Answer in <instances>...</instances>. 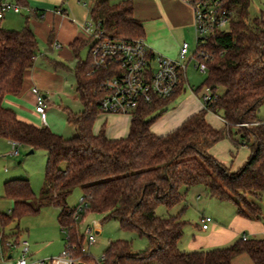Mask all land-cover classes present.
<instances>
[{
  "label": "trees",
  "instance_id": "1",
  "mask_svg": "<svg viewBox=\"0 0 264 264\" xmlns=\"http://www.w3.org/2000/svg\"><path fill=\"white\" fill-rule=\"evenodd\" d=\"M223 6L230 16L228 29L210 37L206 78L194 90L197 93L208 86L216 98L163 136L153 134L149 126L180 90L167 100L140 104L131 114L124 138L111 140L102 131L92 133V124L100 114L98 86L106 71L94 68L89 55L73 68L82 109L73 113L63 108L67 124L74 129L71 137L19 119L2 101L6 95L19 93L23 73L37 55V41L27 25L20 30L0 25V137L28 149L44 150L47 155L44 186L35 203L30 202L33 193L27 179L3 183V195L12 201V209L9 215L0 214V223L37 213L42 206H55L60 229L66 231L64 247L96 264L80 251L84 237L73 220V209L66 204L71 190L78 187L82 195L90 197L89 211L100 214L103 222L117 221L122 230L135 232L148 242L145 250L133 252L128 241H110L101 264H231L240 254H246L251 264H264V239L239 238L225 247L187 252L179 248L187 224L181 217L184 209L167 217L155 214L158 205L170 209L184 201L190 187L200 185L208 197L232 203L237 215L248 219L261 216L264 122L257 114L264 104V13L248 18L249 0H223ZM89 12L107 38L143 36L131 0H93ZM88 41L73 40V54ZM208 111L225 122L223 129L206 123ZM228 136L249 149L248 158L236 172L208 154L214 143Z\"/></svg>",
  "mask_w": 264,
  "mask_h": 264
},
{
  "label": "crops",
  "instance_id": "2",
  "mask_svg": "<svg viewBox=\"0 0 264 264\" xmlns=\"http://www.w3.org/2000/svg\"><path fill=\"white\" fill-rule=\"evenodd\" d=\"M87 1L25 0L22 5L23 8L18 13H9L19 17L20 22L18 25L14 28H5L20 30L27 25L34 33L37 41V55L33 65L23 73L19 93L17 95H6L2 105L12 110L19 119L35 126L45 125L59 135L63 133L62 126L56 125L51 118L52 113L46 115V112L53 106L67 108L73 113H78L82 109L81 104L75 109V98L72 93L77 99L78 96L75 92L73 68L78 61L86 59L89 49L88 35L82 29L91 8L92 0H89L90 6H87ZM131 1L133 17L142 25V38L148 48L153 53L177 59L180 44L183 41L189 44L193 40V11L191 5L185 0ZM75 39L88 41L82 47H87L84 59L79 58L81 48L77 55H74L70 48V43ZM54 40L61 44L60 48H53L52 42ZM192 51L193 47L189 44L187 65L192 60L190 58ZM69 76L72 78L70 79ZM33 86L39 90L45 101L44 121L40 120V115L34 110L35 96L31 92ZM184 92L185 89L178 93L150 124L149 129L153 134L163 136L174 131L188 117L202 109L201 92L196 93L193 89H190L189 94L183 95ZM257 116L259 120L264 122V118H260L258 114ZM130 119L131 116L128 114H98L92 124L91 131L95 135L102 131L104 136L111 140L124 138L129 131ZM204 119L214 129L225 127V122L210 111L205 113ZM68 126L71 132L69 137H71L74 129L69 124ZM8 150H11L10 141L0 137V189L2 191L3 183L7 179L3 176L1 165L7 159ZM208 154L230 172H236L248 158L249 149L244 145L237 144L234 137L228 136L214 143L208 149ZM200 189L203 193V188ZM213 200L217 202H213ZM206 203L205 206H209V214L203 210L204 213H201L199 218L209 216L212 222L203 230L198 218V222H195L192 231L190 230V238L184 239L182 233L179 241L181 250L191 252L225 247L241 238L242 235L247 239H264V200L259 219H248L237 215L235 206L232 203L229 206H224V201H218L214 198H210ZM174 207H172L174 211L171 215L178 214L182 209L185 210V197L184 201ZM215 208H218L220 213L215 212ZM184 210L181 217L185 220ZM96 224L99 229L100 225L97 222ZM185 227H183V231Z\"/></svg>",
  "mask_w": 264,
  "mask_h": 264
},
{
  "label": "built area",
  "instance_id": "3",
  "mask_svg": "<svg viewBox=\"0 0 264 264\" xmlns=\"http://www.w3.org/2000/svg\"><path fill=\"white\" fill-rule=\"evenodd\" d=\"M193 11L194 46L190 58L194 61V68L198 72L206 73L209 60L207 46L210 37L228 29L230 21L229 12L223 6V0H185ZM23 6L16 0H0V22L9 13H18ZM90 11V10H89ZM88 11L82 29L88 35L89 49L87 55L91 65L97 69H104L106 76L98 86V108L100 114H128L140 104L150 103L154 99L167 100L178 90H184L187 85L185 69L189 53V44L183 41L178 50V58L171 60L165 56L153 53L145 44L142 37L128 40L107 38L100 28V23L95 21ZM53 48H60L57 41L52 42ZM36 56L33 58V62ZM31 92L35 96L34 110L40 115V120H45V101L39 90L33 86ZM202 108L206 102L214 100L216 94L208 86L200 91ZM11 154H18L16 141H10ZM89 196L81 195L77 205L73 208V220L78 223L85 211L88 210ZM9 213V212H8ZM212 222L211 217L201 216L199 224L203 230ZM98 228L86 227L83 236L88 246L95 242ZM61 230L66 233L65 229ZM242 240L247 238L242 235ZM20 246V256L14 257L13 250ZM28 251V242L18 239L16 235H9L0 228V263L10 264H90L80 256L73 255L68 247L53 257L41 260L27 261L25 254ZM80 251L89 256L82 245ZM104 256L93 260L101 264Z\"/></svg>",
  "mask_w": 264,
  "mask_h": 264
},
{
  "label": "rangeland",
  "instance_id": "4",
  "mask_svg": "<svg viewBox=\"0 0 264 264\" xmlns=\"http://www.w3.org/2000/svg\"><path fill=\"white\" fill-rule=\"evenodd\" d=\"M87 6H90L88 0ZM93 4V0L91 5ZM248 18H253L264 13V0H249L248 6ZM20 22L19 17L15 15H7L5 19L0 22L3 28H14ZM195 36L189 43L191 47L194 46ZM145 42V41H144ZM146 44V42H145ZM147 45V44H146ZM40 47V46H39ZM191 49V48H190ZM87 52V47L81 48L79 52V58L84 59ZM189 57V54H188ZM39 58V57H38ZM175 60L176 58H170ZM185 76L187 85L185 86V92L183 95H187L190 89H197L203 85L206 78V73H201L195 70L194 61L191 60L185 69ZM71 79L72 77L69 76ZM202 89V88H201ZM201 90H198L200 92ZM218 93L222 92V89L217 90ZM75 98V109L80 106L77 97L72 93ZM57 106L51 107L46 112V115L52 113L51 118L56 125L62 126L63 133L60 135L69 137L71 135L70 128L66 122L65 114ZM73 111V110H72ZM258 115L260 118H264V104L259 107ZM61 129V128H60ZM29 149L24 146H18V154H10L11 150H8L7 159L1 165L3 176L9 180L13 178L27 179L30 189L33 193V197L30 202L35 203L41 188L44 186V170L46 164V152L41 149L33 150V153L27 154ZM202 186H193L189 188V191L185 195L186 208L184 210L185 229L183 231V238H190V230L194 226L195 222H198L199 215L201 213L209 214V209L205 205L210 198L202 193ZM201 190V191H200ZM82 195L80 188L75 187L71 190L70 194L66 198V204L69 208L73 209L77 203L79 197ZM213 202H217L213 200ZM224 206H229L230 203L224 202ZM179 206V205H178ZM231 206V205H230ZM175 208V207H173ZM205 208V209H204ZM12 209V201L4 197L2 189H0V214H8ZM204 210V212H203ZM214 210V209H213ZM174 209H167L163 205H158L155 209V214L159 217H167L173 213ZM215 212L220 213L218 208H215ZM58 208L52 205L42 206L37 213L21 215L20 217H13L10 222L5 225L0 223V228L4 232L13 236L16 235L20 240L25 239L28 242V251L25 254L27 261L41 260L58 255L64 248L66 233L60 229L57 222ZM98 223L100 228L95 234V242L92 245L87 244L84 239L83 246L86 249L87 254L92 260L100 259L104 249L110 241L117 239L128 241L131 244L133 252H139L146 249L148 242L143 236H138L135 232L122 230L119 227L117 221L109 220L102 221V216L98 213L86 210L82 219L76 223L78 232L81 235H85L86 227L94 228V224ZM13 250L14 257L20 256V246H16ZM10 264V262L0 263ZM231 264H251L250 259L246 254H241L235 257Z\"/></svg>",
  "mask_w": 264,
  "mask_h": 264
},
{
  "label": "water",
  "instance_id": "5",
  "mask_svg": "<svg viewBox=\"0 0 264 264\" xmlns=\"http://www.w3.org/2000/svg\"><path fill=\"white\" fill-rule=\"evenodd\" d=\"M31 153H33V149H29V150L27 151V154H31Z\"/></svg>",
  "mask_w": 264,
  "mask_h": 264
}]
</instances>
